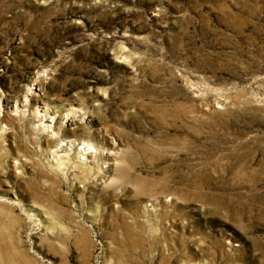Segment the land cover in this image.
Wrapping results in <instances>:
<instances>
[{
  "label": "rangeland",
  "instance_id": "374dc122",
  "mask_svg": "<svg viewBox=\"0 0 264 264\" xmlns=\"http://www.w3.org/2000/svg\"><path fill=\"white\" fill-rule=\"evenodd\" d=\"M0 264H264V0H0Z\"/></svg>",
  "mask_w": 264,
  "mask_h": 264
}]
</instances>
